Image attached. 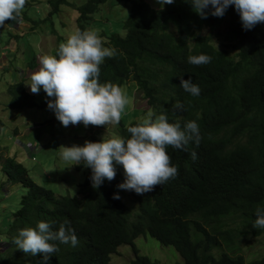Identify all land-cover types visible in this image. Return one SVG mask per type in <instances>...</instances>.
<instances>
[{
  "label": "trees",
  "instance_id": "obj_1",
  "mask_svg": "<svg viewBox=\"0 0 264 264\" xmlns=\"http://www.w3.org/2000/svg\"><path fill=\"white\" fill-rule=\"evenodd\" d=\"M110 1L87 0L74 7L77 28L88 30L93 15ZM123 1L130 6L123 32H107V26L96 25L106 39L104 46L116 51L100 65V82L119 87L135 84L153 119L165 114L169 123H179L181 128L195 121L199 144L192 140L185 150L167 149L178 170L175 178L144 195L129 191L137 203L131 221V210L113 199L120 197L117 186L124 182L119 165L115 178L97 189L91 187V169L74 166L84 171L83 182L74 196H57L36 184L15 158L1 157L2 184L21 185L25 193L0 238V264H111L110 256L122 245L132 249L134 258L129 264H155L139 255L133 244L141 235L173 247L184 264H245L238 255L237 238L264 232L253 228V212L264 210V22L245 30L234 6L222 17L209 14L202 19L184 0L160 9L143 0ZM48 3L71 6L66 0ZM211 11L209 6L206 12ZM206 30L209 33L203 35ZM219 30L225 40L222 47L212 39ZM201 54L211 57L210 62L188 63V57ZM189 78L199 87V95L180 87V81ZM40 92L45 94L43 89ZM7 93L9 109L48 108L46 100L37 101L25 90L23 81L10 84ZM177 103L181 109H175ZM138 123L120 121L117 135L128 138L127 128ZM3 126L0 119V131ZM102 127L85 128L89 142L101 141L96 137ZM38 222L48 223L53 231L67 222L78 244L50 241L59 251L46 262L43 255L17 250L13 239L19 230L34 228ZM248 264H264V257Z\"/></svg>",
  "mask_w": 264,
  "mask_h": 264
},
{
  "label": "clouds",
  "instance_id": "obj_2",
  "mask_svg": "<svg viewBox=\"0 0 264 264\" xmlns=\"http://www.w3.org/2000/svg\"><path fill=\"white\" fill-rule=\"evenodd\" d=\"M43 1L48 3L49 0ZM155 2L162 8L163 5H171L174 0ZM184 2L189 3L192 10L202 19H206L209 14L213 17H222L229 6H234L245 30H251L256 24L264 22V0H184ZM28 4L29 0L28 2L0 0V28L4 27L6 30V21L12 24L22 22V12ZM209 6L213 9L210 13L206 12ZM30 24L32 27L28 31L34 28L36 22L31 20ZM104 44L103 38L96 31L76 29L59 44L56 55H49V52L48 55H44L41 52L43 55L38 58L39 68L29 74V83L26 86L32 94H39L43 89L46 95L40 92L43 95V100L40 101L46 100L48 108L42 110H52L56 120L63 127L82 124L85 128L90 125L106 128L118 125L121 120V115L129 103L121 87L130 82L121 87L111 82H100V65L106 58L116 55L115 49L105 47ZM210 60L211 57L204 54L188 57V63L197 66L207 64ZM16 66L18 67L17 62ZM11 72L17 73L13 71V67ZM17 80L20 81V76L16 77L14 82ZM180 87L193 96L200 93L199 87L191 78L182 79ZM134 91L137 92V89ZM48 97L51 99L48 100ZM142 97L140 102L144 101L141 100ZM174 107L181 109L182 105L177 103ZM45 120L46 123L50 121L49 117ZM14 130L16 135L13 133L12 141L18 143V129L15 126ZM127 132L128 138L103 136L100 142L85 141L83 146L75 144L70 147L60 146V158L73 166L82 165L91 169L90 180L93 189L99 188L105 180H113L116 176V166L119 165L123 170L124 182L117 186L118 189L144 195L176 177L178 170L171 164V157L167 152L169 147L185 150L189 141L195 140L197 145L200 141L199 127L195 121H188L181 128L179 123H169L165 114H160L154 119H143L135 126H129ZM84 137L87 138L86 135ZM0 151L1 157H9L1 147ZM191 155L196 159L195 152ZM20 157H23L22 153ZM113 199L118 200L120 197L114 195ZM253 213L255 219L253 228L264 229V210L256 209ZM261 236H264V232L259 236L248 234L246 238H237L238 255L243 258L245 264L264 257L244 258L242 255L243 243L252 237ZM137 238L133 240V244ZM50 241L71 244L73 247L78 244L74 229L67 226V222L57 231H53L48 223L38 222L34 228L19 230L13 239L17 250L32 256L43 255L45 262L59 251L57 245Z\"/></svg>",
  "mask_w": 264,
  "mask_h": 264
},
{
  "label": "rangeland",
  "instance_id": "obj_3",
  "mask_svg": "<svg viewBox=\"0 0 264 264\" xmlns=\"http://www.w3.org/2000/svg\"><path fill=\"white\" fill-rule=\"evenodd\" d=\"M53 1L56 3L58 0ZM66 1L73 9L67 8L64 4L51 7L49 3L43 0H33L32 2L29 0V4L25 5L22 14L27 17L25 22L31 23L32 20L36 24L34 29L29 31L25 30L18 33L13 30L9 31V35L17 36L13 38L18 45V52L15 55L11 50L4 49V52L1 51L9 38L4 27L0 28V61L11 63L15 59V62L18 63V76L15 72L8 74L7 71L0 70V119L4 123L0 131V147L4 153L8 154L9 157L16 158L27 169L28 176L36 184L52 190L57 196H74L77 185L84 180V171H76L72 164L66 163L60 158L59 147H70L74 144L83 146L85 141H89V136L84 137L86 129L82 124L63 127L56 120L52 110L21 111L9 109L7 105L10 97L7 88L16 77L20 76V81H23L25 90L32 94L26 85L29 83V74L37 70L36 62L43 55L40 51L43 50L44 55H48L47 52L49 55H56L59 44L78 29L76 24L78 13L74 7L84 4L87 0ZM143 1L153 9L161 8L155 0ZM57 7L59 8L57 12L50 14V11L56 10ZM129 12L130 6L126 5L123 0H111L102 5L99 12L93 15L94 21L90 23L88 30H97L96 32L100 34L101 31L96 25L102 24L107 26L104 31L121 33L123 32L122 22ZM30 25L32 27V24ZM221 32L222 30L215 31L212 37L217 47H222L225 43ZM51 33L55 34L51 36L52 38L43 39ZM208 33L209 31L206 30L203 35ZM102 38L106 43V39ZM121 90L129 100L121 115L120 121L122 123L127 125L132 121L142 122L143 119L152 118V113L147 112L146 102L139 101L141 93L134 91L135 84L123 85ZM33 95L37 101L43 100V95L40 92ZM144 108L145 113L141 110ZM47 117L50 121L46 123ZM14 126L18 129V143L12 141L14 138L12 128ZM116 130L117 126L115 125L103 127L99 130L96 138L101 140L103 136L105 138L118 136ZM20 152L23 157H20ZM42 172L44 174H41ZM3 180L4 174L0 170V232H2L0 238H4L3 231L11 220V214L20 207V198L25 193V189L21 185H3ZM120 200L131 210V221L137 212L136 201L129 195V191L124 190H121ZM134 245L138 249L139 255L147 257L155 264H184L173 247L161 246L157 240L149 236H139L134 241ZM242 249L244 258L264 256V236L250 238L243 243ZM132 258L131 247L123 245L111 255L110 262L111 264H129Z\"/></svg>",
  "mask_w": 264,
  "mask_h": 264
},
{
  "label": "crops",
  "instance_id": "obj_4",
  "mask_svg": "<svg viewBox=\"0 0 264 264\" xmlns=\"http://www.w3.org/2000/svg\"><path fill=\"white\" fill-rule=\"evenodd\" d=\"M27 19V17L26 18H24L23 20H22V22H20V23H10L9 21H6V25H7V28H6V33H7V35H8V38H9V41L8 42H6V44L5 45H3V49H1V51L2 52H4L3 50L4 49H7V51H12L13 52V54L15 55L17 52H18V45L14 42V39L13 38H15V37H17L16 35H9L8 34V32L10 31V30H14V31H16V33H18V32H24L25 30H28L31 26H30V23H28V22H25V20ZM52 35H47L46 37H43V39H49V38H52L51 37ZM13 41V42H12ZM40 52H42L43 53V50H41ZM16 60L14 59L13 60V62H11V63H14V64H11V63H5V62H2V61H0V70H3V71H6V68H10V70H8L7 72H8V74H10V73H12L11 71H12V67H13V71H17V76H18V67L16 66V62H15ZM37 69L39 68V62L37 61ZM15 80V79H14ZM13 80V81H14ZM18 81V80H17ZM12 131H13V133L16 135V133H15V130H14V127L12 128ZM2 155H1V151H0V157H1ZM5 205V204H4Z\"/></svg>",
  "mask_w": 264,
  "mask_h": 264
}]
</instances>
